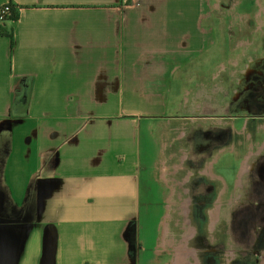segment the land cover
I'll return each instance as SVG.
<instances>
[{
  "label": "crops",
  "instance_id": "1",
  "mask_svg": "<svg viewBox=\"0 0 264 264\" xmlns=\"http://www.w3.org/2000/svg\"><path fill=\"white\" fill-rule=\"evenodd\" d=\"M10 1L23 9L0 23V264H142L157 251L147 179H166L187 132L175 94L202 83L189 73L209 55V0Z\"/></svg>",
  "mask_w": 264,
  "mask_h": 264
},
{
  "label": "rangeland",
  "instance_id": "2",
  "mask_svg": "<svg viewBox=\"0 0 264 264\" xmlns=\"http://www.w3.org/2000/svg\"><path fill=\"white\" fill-rule=\"evenodd\" d=\"M208 10L210 17L207 20L213 24L214 29L209 33L212 42L208 46L209 55L205 69L202 74L196 71L189 73L192 80L196 79L202 83H196L195 80L190 81L186 90L175 94L176 105L182 101V111L178 113L184 116L183 121L187 120L188 122L191 120L189 116H222L226 113V115H233L232 104L238 103L236 115L240 117L248 118L251 114H264V0H209ZM197 76L198 78H196ZM238 118L236 117V132L239 133L236 138L230 137L231 141H236V156L231 142L223 143V139H221L223 130L225 132V126L210 127L211 121H208L201 128L202 132L213 128V134L205 133L201 135L200 140L194 138L192 145L186 148L187 159L183 160L181 157L178 159L179 163H183L184 169L181 167L176 170L175 176L181 177L187 170H192L198 175L197 172L207 166L210 161L213 162L215 171L225 174L228 179H231L235 173L237 174L240 167L237 156H240V161L242 160L244 165L247 163L246 159L264 145V137L248 139L252 136L254 129L264 128V119ZM198 121L202 120L198 119ZM216 135L218 138L215 137ZM209 142H213L212 148H208ZM258 157L261 155L253 156L249 160V165L259 164ZM262 160L264 161V156L260 158V161ZM246 178L245 182L249 184L254 179L258 180L254 173H248ZM147 180L148 198L150 197L152 205L149 208V205L144 204V209L148 213L145 219L150 227L149 245L156 244L157 251L149 250L150 253L143 251L142 264H151V258L154 264H172L176 251L174 246H180V241L184 240L183 236L188 228L196 229L198 238L194 241L192 238L188 240L192 248L196 250V255L190 254L192 263L207 264L206 249L213 245L205 244L204 239L210 237L209 240L214 242L218 238V233L211 236L212 230L207 212L204 208H199L200 205L195 200L200 193L195 189L194 181L187 180L186 188L188 190L176 186L174 193L176 199L174 200L167 197L173 195L174 192L170 187L171 183L168 184L164 179L155 177L153 172H150ZM205 185L203 183L202 187ZM179 191L182 192L184 199L191 198L193 200L190 201L189 209L185 213L179 212L175 203L178 201L180 208ZM239 193L238 189L236 214L233 218L235 222L232 233H229L231 238L229 240L235 245L234 247L226 245L225 248H218L219 255L215 260H217V264H264V216L254 215L257 212L255 206L238 205L240 203ZM243 196L245 199L250 197L248 194H243ZM39 198L40 193L34 191L30 205L32 209L36 208ZM242 201L246 202V200ZM3 203L0 211L2 216H4L5 209L9 208L8 203L6 205L5 202ZM169 205H171L170 209ZM19 214L20 211L12 210V220L20 219L21 215ZM168 215L169 217H167ZM160 220L168 221V225L177 232V238L174 233L166 235L164 221L162 222L161 235L158 234L160 233L158 228ZM230 225H232V221ZM220 229L221 225H218L216 232ZM159 238L160 247H157ZM227 250L230 251L231 256L226 255ZM234 256H236L235 261L232 260Z\"/></svg>",
  "mask_w": 264,
  "mask_h": 264
},
{
  "label": "flooded vegetation",
  "instance_id": "3",
  "mask_svg": "<svg viewBox=\"0 0 264 264\" xmlns=\"http://www.w3.org/2000/svg\"><path fill=\"white\" fill-rule=\"evenodd\" d=\"M236 92V90H235ZM236 99V97H235ZM238 104V103H237ZM236 103L232 104V107L234 109L233 115H222V116H216V115H204V116H189L191 118L190 122L187 120L185 121V130L187 132H179L176 131L174 132V139L171 144V148L169 150L170 155H172L170 161H169V168L170 172L166 174V181L168 184L171 183L172 189L174 190L173 195H168L167 197L176 199L174 196V193L176 192V186H179V188H186V182L187 180H193L195 184V189L199 191L200 195L199 197H196V201L200 205L199 208H204L207 212V215L210 219V229L212 230L211 236L214 233H218V238L212 242L210 237H206L204 239L205 244L211 243L213 246H210L209 249H206V255H207V264H217V260L215 258L219 255V250L218 248H225L226 245H232L234 247L235 243H231L229 239V233H232L233 226H234V216L236 214V193L237 190L239 189V204H245L248 206H255V209L257 212H255V216H264V161H260V158L264 156V145L262 148L257 151L256 153L252 154L249 158L246 159L247 164L249 168L245 170L244 172L242 171L243 168V162L242 160L240 161V156H237V159L240 162V167L235 175L231 179H228L225 174L217 173L214 169L213 162L210 161L207 166L202 168L198 173V175L195 174L194 171L192 170H187L184 174L181 175V177H176L175 176V171L181 169L183 167V163H179L178 159L181 157L183 160L187 159V157L184 155L186 153V148L187 146L190 147L193 143L194 138L200 140L201 135L206 134H213V128H210L209 130L202 132V127L205 125V122L207 123L208 121H211V126L213 127L214 125H222L225 126V132L223 130L221 134V139H223V143L230 141L231 142V147L235 153L236 156V141H231L230 137H235L237 133L236 132V117L243 118V119H264V114L261 113L260 115H255L251 114L248 118L245 116H239L236 115V106H238ZM212 106V104H211ZM214 106V105H213ZM225 107V104H224ZM178 116L177 119H182V116L180 113H176ZM230 117V118H228ZM198 119H201L202 121H198ZM184 120V118H183ZM201 122V123H199ZM179 123V121H178ZM212 132H211V131ZM254 134V135H253ZM253 134L251 137L248 139L252 138V140L264 137V128L261 129H254ZM215 137L218 138V135ZM208 148H212L213 142H209ZM200 150V148L198 147ZM187 155V154H186ZM257 160L259 161V164L254 165H249V160L253 156H259ZM245 160V158H244ZM243 160V161H244ZM250 171V172H249ZM248 173H254L256 177H258V180H253L249 184L248 182H245L246 175ZM237 175V176H236ZM183 177V179H181ZM260 178V179H259ZM184 180V181H183ZM242 182V185L240 183ZM203 183L206 184L204 187ZM243 192H242V191ZM180 193V203L182 201H186L188 205H190V201H193L191 198H183V194L181 191ZM248 194L250 197L248 199H245V196L243 194ZM242 200H246L242 201ZM248 200V201H247ZM255 202H253V201ZM256 201H258L256 203ZM177 204V210L181 213V209L178 207V201H175ZM256 203V204H255ZM171 207V205H169ZM181 207V205H180ZM189 209V208H188ZM188 211V210H187ZM217 213V218L214 221L213 220V214ZM232 215V217H231ZM232 221V225H230V222ZM218 225H221V229L216 232V229ZM196 229H195V234L192 235V237H188V240L192 238V241L197 240V235H196ZM187 243L191 246V243ZM223 250L220 252V255L222 254ZM210 254V255H209ZM227 256H231V253L229 250L226 251ZM233 261L236 260V256L232 258Z\"/></svg>",
  "mask_w": 264,
  "mask_h": 264
},
{
  "label": "bare ground",
  "instance_id": "4",
  "mask_svg": "<svg viewBox=\"0 0 264 264\" xmlns=\"http://www.w3.org/2000/svg\"><path fill=\"white\" fill-rule=\"evenodd\" d=\"M248 168H249L248 164L245 163L243 165L241 172H244ZM188 208H189L188 203L186 201H182L181 207H180L181 211L183 213H185V212H187ZM169 209H170V206H169ZM167 217H169V215ZM216 218H217V213H214L213 214V220L215 221ZM164 227H165L164 230H165L166 235L167 234L171 235V233H174L175 238H177V236H176L177 232H175L171 226L169 227L168 221L164 222ZM193 234H195V229L194 228H188L187 231L184 233V236H183L184 240L180 241L181 242L180 246H177V245L174 246V248H176V251L174 253L175 258L173 260V264H182L184 262H186V263L189 262V264H194V263H192V261L190 259V254L196 255V250L194 248L190 247V245L187 243L188 237L189 236L192 237ZM172 245H174V244H172ZM190 261H191V263H190Z\"/></svg>",
  "mask_w": 264,
  "mask_h": 264
},
{
  "label": "built area",
  "instance_id": "5",
  "mask_svg": "<svg viewBox=\"0 0 264 264\" xmlns=\"http://www.w3.org/2000/svg\"><path fill=\"white\" fill-rule=\"evenodd\" d=\"M23 6L17 2L10 1L0 6V23L11 21L18 17V14L22 11Z\"/></svg>",
  "mask_w": 264,
  "mask_h": 264
},
{
  "label": "water",
  "instance_id": "6",
  "mask_svg": "<svg viewBox=\"0 0 264 264\" xmlns=\"http://www.w3.org/2000/svg\"><path fill=\"white\" fill-rule=\"evenodd\" d=\"M0 247H1V245H0ZM0 251H2V248H0ZM9 256V255H8ZM6 254L5 255H2L1 253H0V259H4V258H6V259H4V260H7V261H11V258H10V256L8 257Z\"/></svg>",
  "mask_w": 264,
  "mask_h": 264
},
{
  "label": "trees",
  "instance_id": "7",
  "mask_svg": "<svg viewBox=\"0 0 264 264\" xmlns=\"http://www.w3.org/2000/svg\"><path fill=\"white\" fill-rule=\"evenodd\" d=\"M17 17V16H16Z\"/></svg>",
  "mask_w": 264,
  "mask_h": 264
}]
</instances>
